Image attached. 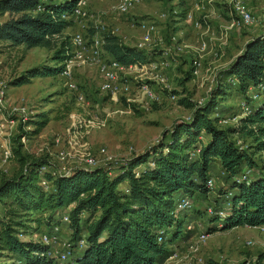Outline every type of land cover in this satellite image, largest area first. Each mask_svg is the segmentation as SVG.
<instances>
[{"label":"rangeland","instance_id":"rangeland-1","mask_svg":"<svg viewBox=\"0 0 264 264\" xmlns=\"http://www.w3.org/2000/svg\"><path fill=\"white\" fill-rule=\"evenodd\" d=\"M115 1L81 0L82 12L70 16L71 22L63 29V34L71 38L75 31L84 33L85 47L75 50L78 47L71 43L67 73L61 70L36 75L28 82L13 84V77L29 66L55 64L54 50L0 41V82L5 83L4 93L0 94V179L21 167L14 146L28 159H44L50 172L81 165L85 162V151L93 153L101 164L111 166L114 171L125 155L144 151L166 136L177 120L188 118L193 107L180 102L179 98L188 97L197 103L206 100L217 84L215 78L221 79L219 73L223 67L242 50L248 39L264 28V0H242L255 15L250 23L237 20L233 0H139L130 12L122 14L112 9ZM195 2L199 8L195 7ZM6 16L0 15V19ZM117 24L122 26L121 35L129 30L142 33L148 28L150 39L146 45L151 50L165 51L162 56L157 54L144 63L142 68L134 64L117 67L120 77L131 81L129 97L102 87L97 59L110 62L111 58L102 46L97 47V52L92 47L103 37V31H111ZM210 33L220 36L217 44L206 38ZM202 41L206 42L205 50L218 52L217 65L205 68L204 57L198 51ZM195 59L199 60L198 64ZM194 66L196 71H193ZM157 72L166 77V84L157 82ZM201 77H204L202 81ZM143 82L154 96L139 89ZM78 93H82L83 98L79 99ZM216 98L218 125L235 123L242 110V98L237 90L230 87L224 96ZM40 111H46L47 123L37 133H21V126L23 129L33 127L30 119L36 118ZM93 118L103 121L78 135L75 145L78 149L69 146V131L85 129V119ZM18 133L21 134L17 139ZM238 139L248 150L254 151L258 163L264 161V148L256 149L251 135H241ZM68 147L71 152H63ZM100 147L106 150L101 151ZM62 156L73 159L64 161ZM243 168L252 172L251 166L244 164ZM211 172L213 184L209 192L195 194L190 207L180 211L182 232L168 242L169 253L157 264H264V223L222 227L219 221L214 228H208L214 197L229 184L217 160ZM31 223L37 226L36 222ZM58 223V241L53 247L60 249L68 241L72 242V234L64 220ZM47 226L43 220L30 234L19 235L36 239L40 232L50 229ZM201 231L208 233L201 238L198 235ZM0 261L23 264L22 260L14 262L6 254L0 255Z\"/></svg>","mask_w":264,"mask_h":264},{"label":"trees","instance_id":"trees-1","mask_svg":"<svg viewBox=\"0 0 264 264\" xmlns=\"http://www.w3.org/2000/svg\"><path fill=\"white\" fill-rule=\"evenodd\" d=\"M76 1L0 0V15H7L0 20V41L53 48L56 62L27 67L13 77V84L63 70L72 55L71 38L63 34L72 15L63 13L71 12ZM102 35V48L123 65L146 63L161 52L126 43L111 31ZM222 73L206 100L197 103L179 98L193 107L188 118L177 120L166 136L129 155L111 173L112 167L103 164L79 165L66 173L42 172L39 168L46 163L44 159H28L14 146L21 167L0 179V255L6 254L14 262L20 259L23 264H51L47 243L19 234H30L43 220L49 228L66 211L74 246L71 264H157L169 253L168 242L182 232L180 211L185 209L175 210L176 199L208 193L206 180L213 176L215 160L229 184L214 197L213 209L221 206L227 191L231 204L222 218L214 211L209 213L208 228L219 221L222 227L264 223V161L258 163L254 151L237 143L239 136L251 135L254 147L264 148V91L256 100L247 95L249 85H264V30L247 40ZM230 87L250 103V111L240 114L235 123L221 126L215 113L216 97L224 96ZM48 120L46 111H40L30 119L33 127L21 126V133H37ZM42 176L47 184L41 182ZM160 229L162 238L158 239ZM80 238L83 243L77 247Z\"/></svg>","mask_w":264,"mask_h":264},{"label":"built area","instance_id":"built-area-1","mask_svg":"<svg viewBox=\"0 0 264 264\" xmlns=\"http://www.w3.org/2000/svg\"><path fill=\"white\" fill-rule=\"evenodd\" d=\"M139 0H116L112 9L114 10L115 13L118 14H122V13H128L131 11V9L135 6V4L138 2ZM232 8L234 10V12L236 13V17L237 20L240 22H245V23H250L253 22L255 19V15L250 11V9L243 3L242 0H233L232 1ZM82 12V5H81V0H77L75 5L73 6V9L71 10V12L68 13H63L64 16L68 17L70 15L73 14H80ZM235 21H232V24ZM133 23V22H132ZM111 32H113V30H111ZM141 41H138L137 45L138 46H143V42L144 41H148L150 39V31L148 28H145L143 30V32L141 33ZM102 38L100 40H96L94 42V46L93 47V51L97 52V47L102 46ZM71 43L76 45L78 48H76L75 50H81L82 48L85 47V38H84V33L80 32V31H75L72 36H71ZM206 46V42L202 41L199 45L200 49H204ZM102 49V47H101ZM77 52V51H76ZM77 53H80V51H78ZM102 60V59H101ZM67 62V61H66ZM194 62H196V64L199 63V60H194ZM97 63L99 65V69L101 70L102 73V78H101V85L104 89H107L109 91H111L112 93H123V94H128L130 92V87H131V81L129 79H122L120 77V74L117 71V67H125L127 65H123L120 62H118L117 60L111 58L110 62H105V61H100L97 59ZM134 65H139L137 63H133ZM133 64H129V65H133ZM144 64V63H143ZM142 65V64H140ZM197 68L196 66L193 67V71H196ZM62 72L67 73L69 72V67L68 64L65 63V66L62 70ZM158 75V79L160 81H162L163 83L166 84V77L164 75H162L161 73H157ZM230 80H234V77H230ZM4 85L5 83L3 81L0 82V94L4 93ZM142 91L146 92L147 94H149L150 96H154V94L152 93V90L150 89V87L145 83H141L140 84V88ZM263 91H264V85L262 82H258L256 84H251L248 86L247 89V95L248 98H250L251 100L254 99H258L261 96H263ZM129 97V95H127ZM77 97L83 98V94L82 93H78ZM241 114L244 113H248L250 111V103L246 100V99H241ZM218 113V112H215ZM102 120V119H101ZM100 120V118H93V119H85L84 123H85V129L81 130V131H77L75 129L70 130L69 134H68V145L69 146H73V148L78 149L77 145L78 143V135L81 132H85L88 131L91 127L95 126V125H99V123H101L102 121ZM237 143L239 145V147H245V144L243 142H241L239 139L237 140ZM101 151L106 150L104 147H100ZM70 148L68 147V149L66 148V150H64L63 152L65 153H69ZM71 152V151H70ZM62 153V154H65ZM131 155V154H129ZM128 155V156H129ZM128 156H124L120 161V163L125 164L126 163V159L128 158ZM85 162L82 163L80 166H84V167H93L96 165H100L101 163L97 160L96 156L91 153L90 151H85V157H84ZM108 166V165H107ZM106 166V167H107ZM40 171H45V170H49L47 167V163H42L40 165ZM71 169H63V170H53V173H57V172H69ZM109 173L112 172V170L110 169L108 171ZM42 183H46L47 180L45 178L41 179ZM207 184L210 186L213 184V177L209 176L206 180ZM230 194V191H227L224 194V197L222 199V204L220 207L215 208V209H209V212H216L220 218H222L225 215L226 212V207L229 206L231 204L230 200L228 199V196ZM191 205V197L187 196V195H181L176 199L175 202V210H179V209H187L189 208ZM60 220H64L65 222L68 221V214L66 213V211L62 212V214L59 216ZM59 223L55 222L51 225L49 230H45L43 232L39 233V237L36 238L38 240H41L44 243H47L50 246L49 249V255L52 257V263L51 264H71L72 262V248L74 247L72 245L71 241H68L63 248H56L53 247V243L58 241V230H59ZM263 227V226H262ZM162 229H160L159 234H158V239L162 238ZM208 233V231H201L199 232V236L201 238H203L204 236H206V234ZM83 243V238L78 239L77 241V247L81 246Z\"/></svg>","mask_w":264,"mask_h":264},{"label":"crops","instance_id":"crops-1","mask_svg":"<svg viewBox=\"0 0 264 264\" xmlns=\"http://www.w3.org/2000/svg\"><path fill=\"white\" fill-rule=\"evenodd\" d=\"M199 1H201V0H199ZM195 7L196 8H199L200 7V5L197 3V2H195ZM262 14H264V13H262ZM2 19V18H1ZM0 19V20H1ZM118 28H119V32H118ZM113 30V32L114 33H116V34H118L122 39H123V41L124 42H126V43H129V44H135V45H137V43H138V41H141L142 39H141V33H138V34H135V33H131L130 32V30L129 31H124V32H122V35L121 34H119L120 32H121V30H122V26L120 27V25L119 24H117V25H115L114 26V28L112 29ZM263 30H264V28H263ZM262 31V30H261ZM260 31H258V32H256V34L257 33H259ZM206 36V35H205ZM208 40H211L212 42H215L216 44L218 43V40H219V38H220V36L219 35H215V34H212V33H210L209 35H208V37H206ZM146 43H147V41H144L143 42V46L142 47H144V48H147V49H149V46H147L146 45ZM199 48V47H198ZM198 51H199V54L200 55H202L203 57H204V63L206 62V67L205 68H208V67H211V66H213V65H217L218 64V62H215V60L216 59H219V57L218 56H216V54H218V52L217 51H211L210 49H207V50H205V49H198ZM165 53V51H161L158 55L159 56H162L164 53ZM158 55H156V57L158 56ZM109 58H111L110 56H109ZM143 65L144 64H142V65H140V68H142L143 67ZM228 64H226L225 65V67L227 66ZM131 66V65H130ZM225 67H223V69L225 68ZM160 69V68H159ZM222 69V70H223ZM218 70V69H217ZM216 70V71H217ZM158 73V72H157ZM216 72H214V74H215ZM210 74V73H209ZM222 74L223 73H219V75L222 77ZM233 75H228L227 76V78L228 79H230V77H232ZM211 77H212V75H211ZM211 77H209V78H211ZM234 77V76H233ZM204 79V77H201V81ZM156 80H157V82H162V81H160L157 77H156ZM215 81L216 82H218L219 81V77H216L215 78ZM73 155L75 154V153H72ZM71 154V155H72ZM129 155V154H128ZM128 155H125V156H128ZM61 159L62 160H64V161H68V160H72L73 158H71V157H69V158H67V156H62L61 157ZM69 162V161H68ZM68 169V168H67ZM66 170V169H65ZM121 186H126V183L125 182H121Z\"/></svg>","mask_w":264,"mask_h":264}]
</instances>
